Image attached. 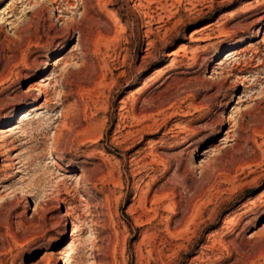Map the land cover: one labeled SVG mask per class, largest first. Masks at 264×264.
Wrapping results in <instances>:
<instances>
[{
  "label": "rangeland",
  "instance_id": "1",
  "mask_svg": "<svg viewBox=\"0 0 264 264\" xmlns=\"http://www.w3.org/2000/svg\"><path fill=\"white\" fill-rule=\"evenodd\" d=\"M263 208L264 0H0V264H264Z\"/></svg>",
  "mask_w": 264,
  "mask_h": 264
},
{
  "label": "bare ground",
  "instance_id": "2",
  "mask_svg": "<svg viewBox=\"0 0 264 264\" xmlns=\"http://www.w3.org/2000/svg\"><path fill=\"white\" fill-rule=\"evenodd\" d=\"M30 5H28L27 7H29ZM30 7H32V8H34L33 6H30ZM29 9V8H28ZM114 14V13H113ZM114 19H117L116 18V16H115V14H114ZM259 30V29H258ZM257 30H255V32H256ZM248 45H251V44H248ZM251 47H249L248 46V48H245V46L243 47V48H237V49H232V50H227L225 53H224V55H225V57L218 63V65H219V69H223L225 66H226V64H227V62L228 61H230V60H233L234 58H237V57H240V56H242L247 50H249ZM50 53V52H49ZM51 55V54H50ZM35 68V67H34ZM42 69H45V67H43ZM35 70H37V69H35ZM27 75H28V73H27ZM239 78H240V76H239ZM45 81V80H44ZM58 94V93H57ZM60 95V94H59ZM55 96V95H54ZM58 96V95H57ZM60 97V96H59ZM58 97V98H59ZM239 108V107H238ZM240 110V109H239ZM229 117H231V116H229ZM229 119V118H228ZM264 209V208H263ZM175 212V211H174ZM172 213H173V211H172ZM53 238V237H52ZM57 239H60L58 236L57 237H55V240H57ZM54 252H55V254L60 258V256H61V253H62V251H60L59 249H55L54 250Z\"/></svg>",
  "mask_w": 264,
  "mask_h": 264
}]
</instances>
